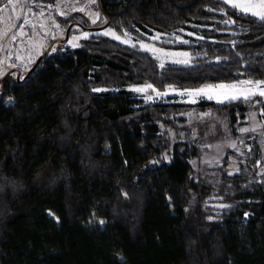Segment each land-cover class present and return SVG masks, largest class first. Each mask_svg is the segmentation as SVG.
Here are the masks:
<instances>
[{"label":"trees","instance_id":"obj_1","mask_svg":"<svg viewBox=\"0 0 264 264\" xmlns=\"http://www.w3.org/2000/svg\"><path fill=\"white\" fill-rule=\"evenodd\" d=\"M101 4L113 29L192 60L161 66L97 32L0 78V264H264V96L141 104L126 89L264 80V22L222 0ZM190 112L217 113L243 154L203 161ZM250 113L258 132L242 133Z\"/></svg>","mask_w":264,"mask_h":264},{"label":"rangeland","instance_id":"obj_2","mask_svg":"<svg viewBox=\"0 0 264 264\" xmlns=\"http://www.w3.org/2000/svg\"><path fill=\"white\" fill-rule=\"evenodd\" d=\"M228 4V3H227ZM7 5V0H0V31H3L5 28H7V33L3 37H0V72H5L7 69L11 68L16 72H19L20 69L28 70L33 65L37 57L42 53L44 49H46L49 45L50 39H57L58 40H64L66 37V32H68L67 38L64 42V44H68V41L74 36H79V39L76 41V44H79L80 40L88 38L92 33H100L101 35L104 34L105 29H113L111 26H106L105 23H103V18L94 17L92 13H99V10L95 6V3H92L91 0H15V11H13V6H5ZM50 5H59L60 11H64L67 13L66 16L60 15V11H57L56 7H49ZM65 5H69V7H66ZM230 5V4H228ZM83 9V10H81ZM43 12V17H40L37 15V13ZM76 12V13H73ZM25 14L30 18V23H25L24 16ZM71 14H75V16L71 17ZM11 17L12 22L14 23L15 27L8 25V20ZM66 17H69V21L75 19L76 21H84L85 18L89 20L91 24H93V20L95 19V22L99 21L101 22V25L98 27V30L89 31L86 28H82L80 25L76 24H70L67 28V24L69 21L66 19ZM55 21V23H54ZM41 23L45 25L44 28H41ZM58 23L60 25L59 28H57L55 25ZM20 25H24L23 31L25 32L24 36H18L16 40H11L10 36L16 34L17 29ZM71 30H74L73 32ZM118 35H120L122 38L118 41L123 42L124 39H128L130 42L125 43L133 46H137L138 48L149 52L161 65V62L163 64L166 63H177L178 60L183 59H189L192 60V54L189 51L186 50H178L173 48H168L165 46H162L158 43L159 40H161V36L157 33H154L150 35V37L145 38L138 35H135L133 33H130L128 31H117L113 29ZM81 32H87V36H81ZM108 37H111L115 39L111 35H105ZM155 37H159L158 39ZM29 38H31L34 42H36V47H39V42L42 40L44 45H47L46 47H41L40 52L38 55L34 54L35 48L33 45L29 44ZM117 40V39H116ZM139 41H144L147 44L154 45L157 48L165 49L166 51L164 53H158L156 55H153L152 51L142 48ZM9 52L12 54L9 55ZM176 52H188L189 56L187 58L182 56H175L170 57L169 53H176ZM30 53H33L31 55V62L28 63L29 55ZM17 55L22 56L24 59H17ZM180 64H187V63H180ZM20 74V72H19ZM2 75H0L1 77ZM251 80V79H247ZM236 81H242V80H236ZM257 81V80H252ZM230 82H214V83H206V84H219V83H231ZM150 83H140V84H129L126 89L133 92L134 98L141 102V104H150L155 102H169L171 100L182 102V103H195L201 99H209L208 96L201 93L198 96L189 97V94L184 92L183 89L176 88L173 85H168L163 91H158L154 87L153 88H145L144 92H137L134 88H132V85H146ZM205 85V84H203ZM171 86V87H169ZM202 86V85H201ZM199 88V87H197ZM97 89H105L104 87H100ZM185 89H194V88H185ZM160 93L159 95L157 94ZM259 95L256 93L254 96ZM146 96L152 97L151 99H145ZM252 96V97H254ZM251 97V98H252ZM243 97H238L237 99ZM213 100L218 103H223L235 99H227L223 101H218L215 98L209 99ZM188 115V123L191 126L196 124L198 125H204L205 132L202 134V141L204 140L207 142L208 145H211L209 147L208 152L201 158L203 161L205 160H216L218 156L222 155L225 151L226 147H229L230 150L233 151L234 154L239 155L243 154L242 151V144L241 141L235 140L229 136V134L226 132L225 127L223 126L224 123H221V120H223L221 117L217 115L215 112H210L208 117H205L200 114H197L195 112H190ZM253 125H256L255 129L253 130ZM196 128V127H194ZM243 128H250L252 131L258 132V125L257 120L252 119V124L250 127H243ZM249 129V130H250ZM194 133H198L194 131ZM236 143V147L240 149L238 152L236 148H233L230 146L231 142ZM204 142V143H205Z\"/></svg>","mask_w":264,"mask_h":264},{"label":"snow or ice","instance_id":"obj_3","mask_svg":"<svg viewBox=\"0 0 264 264\" xmlns=\"http://www.w3.org/2000/svg\"><path fill=\"white\" fill-rule=\"evenodd\" d=\"M92 3H95V0H91ZM222 2H226L230 4L235 10L241 11L243 14H251L252 16L258 18L262 22H264V0H222ZM15 0H7V5L5 6H13V11H15ZM66 7H69V5H65ZM49 7H56L57 11H60V6L59 5H50ZM83 10V9H81ZM213 11H216L217 9H212ZM220 12H224V8L220 7L218 9ZM38 16L43 17V12L37 13ZM60 15L66 16L67 13L64 11H60ZM94 17H99V13H92ZM24 21L25 23H30V18L25 14L24 16ZM55 23V21H54ZM93 23H95V19L93 20ZM222 23H235L234 20L231 18L228 19L227 21H222ZM8 25L15 27L14 23L11 20V17L8 20ZM57 28L60 27L58 23L55 25ZM45 25L41 23V28H44ZM24 25H20L19 28L17 29L16 34L11 35L10 39L11 40H16L18 36H24L25 32L23 31ZM7 33V28H5L3 31H0V37H3ZM105 35H111L115 39L120 40L122 37L118 35L113 29H105L104 30ZM81 36H87V32H81ZM159 38V37H155ZM79 39V36L74 35L68 43L71 44L73 47H76V41ZM177 40L182 39V37H176ZM124 43H129L130 41L128 39L123 40ZM142 48H146L150 51H152L153 55H156L158 53H164L166 50L162 48H157L154 45H150L145 43L144 41H139L138 42ZM29 44L33 45L35 48L34 54L38 55L40 52L41 47H46L47 45L43 44V41L41 40L39 42V47H36V42H34L31 38H29ZM52 51L55 52L56 49L55 47L52 48ZM12 53L9 52V55ZM33 53H30L28 63L31 62V55ZM170 57H175V56H182L187 58L189 56L188 52H176V53H169ZM17 59H24L22 56L17 55ZM216 59H220V57H216ZM177 63H190L191 61L189 59H183V60H178L176 61ZM161 66H163V62H161ZM0 75H3V72H0ZM14 75V73H13ZM132 88H134L137 92H144L145 88H153V85L151 84H146L143 86L140 85H132ZM171 87V86H169ZM101 89H95V91H100ZM184 92L189 94V97H194L198 96L201 93L204 95L208 96L209 99L215 98L218 101H223L227 100L229 98L231 99H237L238 97H243L245 100L250 99L252 96H254L256 93H258L260 96H264V80H257V81H252V80H242V81H233L231 83H219V84H205L200 86L199 88H194V89H183ZM159 95L160 93L157 92ZM152 97L146 96L145 99H151ZM12 98L9 97V100ZM259 103V102H258ZM260 111L264 113V108H261ZM250 119H255V114L250 113L249 117ZM256 125H253V130L255 129ZM240 132H247L249 131L248 128H243L241 127L239 129ZM242 143V142H241ZM231 147L236 148V150L239 152L240 149L236 147V143L233 141L230 144ZM208 147H211V145H208ZM167 158V157H166ZM208 163H211L212 161H207ZM259 163V162H258ZM239 171V169H236ZM126 195V193H125ZM170 199V198H169ZM220 208H227L230 207V205L226 204H220L218 205ZM50 215H54V213L50 212ZM248 213H245V216H247ZM55 219L58 221L60 218L55 217ZM207 219L209 221H212L215 219L213 216H208ZM101 224L104 223L103 220L100 221Z\"/></svg>","mask_w":264,"mask_h":264},{"label":"flooded vegetation","instance_id":"obj_4","mask_svg":"<svg viewBox=\"0 0 264 264\" xmlns=\"http://www.w3.org/2000/svg\"><path fill=\"white\" fill-rule=\"evenodd\" d=\"M27 1V0H26ZM95 6L97 7V9L99 10V15H100V18H103L104 20H103V23H105V25L106 26H110L109 24H110V22H109V20H108V17H107V15H106V13H105V11H104V9H103V6H102V4H101V0H95ZM73 13H76V12H73ZM73 16H75L76 17V15L75 14H71V16H70V18L71 17H73ZM69 17H66V19L69 21V19H70ZM77 23V25H80L82 28H86V29H88L89 31H94V30H98V27L101 25V22H100V20L99 21H97V22H95V23H93V24H91L90 22H89V20L87 19V18H85L84 19V21L82 20V21H76L75 19H73V20H71V21H69V23L67 24V26H66V28L70 25V24H76ZM72 32L74 31V30H71ZM67 34H68V32H66ZM66 37V36H65ZM64 40H58V38L57 39H50L49 40V45H50V43L52 42V44H51V47H50V50L48 51V52H50L51 51V49L55 46V45H58V44H64V42H63ZM48 45V46H49ZM46 49H44L43 51H42V53L45 51ZM47 52V53H48ZM41 53V54H42ZM46 53V54H47ZM40 54V55H41ZM45 54V55H46ZM39 55V56H40ZM38 58V57H37ZM42 59V58H41ZM40 59V60H41ZM31 68V67H30ZM29 70V69H28ZM28 70H23V69H20L19 70V72H20V74H19V72H16L15 73V71L12 69L11 70V68H9V69H7V71L5 72V74H3L1 77H6V76H8V75H13V73H14V76H16L18 79H20L21 80V78L22 77H25V73H27V71ZM0 77V78H1Z\"/></svg>","mask_w":264,"mask_h":264},{"label":"water","instance_id":"obj_5","mask_svg":"<svg viewBox=\"0 0 264 264\" xmlns=\"http://www.w3.org/2000/svg\"><path fill=\"white\" fill-rule=\"evenodd\" d=\"M67 33H66V38H67ZM66 38L64 39V41L66 40ZM52 42L50 43V45L46 48V50L35 60V62L33 63V65L31 66V68L27 71L26 75L30 74L33 69L36 67V65L39 63L40 59L50 50ZM5 77V76H4ZM4 77H2L1 79H3Z\"/></svg>","mask_w":264,"mask_h":264}]
</instances>
